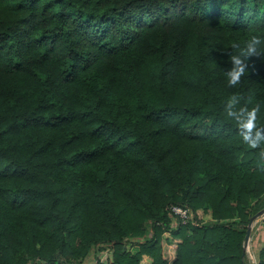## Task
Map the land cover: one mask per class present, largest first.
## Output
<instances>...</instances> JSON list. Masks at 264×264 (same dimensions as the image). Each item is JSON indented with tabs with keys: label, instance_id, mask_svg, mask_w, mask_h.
I'll return each mask as SVG.
<instances>
[{
	"label": "trees",
	"instance_id": "1",
	"mask_svg": "<svg viewBox=\"0 0 264 264\" xmlns=\"http://www.w3.org/2000/svg\"><path fill=\"white\" fill-rule=\"evenodd\" d=\"M251 35L264 0H0V264H249L264 161L224 104L264 126V58L232 88L224 52Z\"/></svg>",
	"mask_w": 264,
	"mask_h": 264
},
{
	"label": "clouds",
	"instance_id": "2",
	"mask_svg": "<svg viewBox=\"0 0 264 264\" xmlns=\"http://www.w3.org/2000/svg\"><path fill=\"white\" fill-rule=\"evenodd\" d=\"M261 45H264V38L251 35L243 46L234 42L231 45L233 51L224 52L231 65L224 72L229 87L235 88L246 74L255 71V65L251 60L264 58V48H261ZM250 102V98L245 99L243 95L234 93L224 104V115L244 144L250 149L260 150L258 156L264 161V126L257 123L260 106L257 104L249 108Z\"/></svg>",
	"mask_w": 264,
	"mask_h": 264
},
{
	"label": "rangeland",
	"instance_id": "3",
	"mask_svg": "<svg viewBox=\"0 0 264 264\" xmlns=\"http://www.w3.org/2000/svg\"><path fill=\"white\" fill-rule=\"evenodd\" d=\"M171 206H169L167 208V216H168V209ZM194 216H195V213H194ZM261 219L262 218H260L255 223V225L253 227V230H252V235H251L250 242H249V253H248L249 260H250L249 264H259V254H260L261 249L264 248V230H262V231L259 230L258 229L259 226L257 225V223ZM170 221H171V219H170ZM211 222H213L212 221V217H211L210 214H208L205 217L204 221L201 222V224L203 225V224L211 223ZM169 224H170L169 227L172 230V221ZM152 237H153V230H151L149 237H140V238H130V239H127L128 242L130 243V251L135 254L138 251V249H139V244L144 243L148 238H152ZM80 262H81V260L75 262V264H80ZM35 264H45V263L38 261ZM83 264H97L96 261H95V253L92 252L91 255L87 259L84 260Z\"/></svg>",
	"mask_w": 264,
	"mask_h": 264
},
{
	"label": "built area",
	"instance_id": "4",
	"mask_svg": "<svg viewBox=\"0 0 264 264\" xmlns=\"http://www.w3.org/2000/svg\"><path fill=\"white\" fill-rule=\"evenodd\" d=\"M168 217L172 221V230H176L180 225L187 226L189 224H192L194 226H199V223L196 221L193 211L184 206L172 205L168 209Z\"/></svg>",
	"mask_w": 264,
	"mask_h": 264
},
{
	"label": "water",
	"instance_id": "5",
	"mask_svg": "<svg viewBox=\"0 0 264 264\" xmlns=\"http://www.w3.org/2000/svg\"><path fill=\"white\" fill-rule=\"evenodd\" d=\"M264 216V209L262 211H260L259 213H257L255 216H253L250 220L249 226H248V230H247V234L245 237V254L249 253V242H250V238L252 235V230L253 227L255 225V223Z\"/></svg>",
	"mask_w": 264,
	"mask_h": 264
},
{
	"label": "crops",
	"instance_id": "6",
	"mask_svg": "<svg viewBox=\"0 0 264 264\" xmlns=\"http://www.w3.org/2000/svg\"><path fill=\"white\" fill-rule=\"evenodd\" d=\"M257 225L259 226V230H264V216L262 217V219L257 223ZM256 225V226H257Z\"/></svg>",
	"mask_w": 264,
	"mask_h": 264
}]
</instances>
